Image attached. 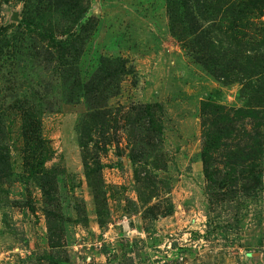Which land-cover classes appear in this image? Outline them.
<instances>
[{
    "label": "rangeland",
    "instance_id": "374dc122",
    "mask_svg": "<svg viewBox=\"0 0 264 264\" xmlns=\"http://www.w3.org/2000/svg\"><path fill=\"white\" fill-rule=\"evenodd\" d=\"M0 264H264V0H0Z\"/></svg>",
    "mask_w": 264,
    "mask_h": 264
},
{
    "label": "trees",
    "instance_id": "16d2710c",
    "mask_svg": "<svg viewBox=\"0 0 264 264\" xmlns=\"http://www.w3.org/2000/svg\"><path fill=\"white\" fill-rule=\"evenodd\" d=\"M205 163V162H204ZM204 176H205V180H206V186H205V189H204V193L205 195L208 197V200L210 202H214L215 201V204L214 205H219L218 206H215L216 208H218V211L216 212V216L214 217V219H217L216 217L220 218L221 215L225 214V213H228L229 211L232 212V214H236V213H239V210L241 208V206H244L246 205V203L248 201H252L255 199V195L256 194H253L251 196V198H249V200L243 198L240 203L236 206V205H232L231 203L229 202H225V192L223 190H220L217 188V181L215 179L216 177V174H212L209 169L207 167L204 168ZM259 178H261V174H259ZM257 192H260L261 191V188H260V185L257 186ZM255 191V190H253ZM254 193V192H253ZM228 219H225V223L226 225H228L226 228H224L226 231H229L230 229V226L229 224H232L229 220L227 221ZM227 221V222H226ZM208 226L209 224H211V220L208 221Z\"/></svg>",
    "mask_w": 264,
    "mask_h": 264
}]
</instances>
